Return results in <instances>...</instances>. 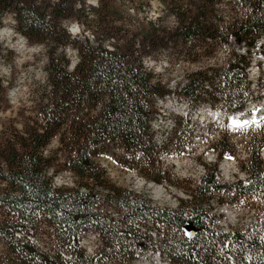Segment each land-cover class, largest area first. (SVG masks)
I'll return each instance as SVG.
<instances>
[{"label":"trees","instance_id":"trees-1","mask_svg":"<svg viewBox=\"0 0 264 264\" xmlns=\"http://www.w3.org/2000/svg\"><path fill=\"white\" fill-rule=\"evenodd\" d=\"M116 1L0 0V25L12 13L14 29L29 43L44 45L47 55V83L20 126L0 135V264H131L137 249L153 246L140 227L148 219L164 227L155 248L174 263L264 264V216L223 230L212 225L214 214L203 205L224 192L264 197V140L249 135L248 157L241 162L246 180H220L218 160L206 164L190 196L175 206L158 207L110 181L95 161L113 151L118 162L146 177L172 182L152 139L156 98L174 92L192 107L205 102L232 112L264 97V85L261 94H251L247 77L251 47L264 33V0H242L249 13L224 24L216 7L221 0H163L178 20L171 28L149 18L135 26ZM128 1L136 7L143 0ZM72 19L92 36H72L64 24ZM229 38L246 46L245 52L232 50L226 63L191 70L174 86L143 61L159 46L172 44L180 55L196 57L197 44ZM65 46L76 51L72 63ZM3 50L0 43V57ZM259 51L264 53V46ZM6 90L0 78V91ZM187 123L182 129L175 119L174 130H187ZM54 139L57 145L48 149ZM213 147L219 157L235 153L222 136ZM63 170L76 175V185L53 183ZM107 204L122 209L120 216L108 213ZM186 221L198 229L192 236L184 233ZM42 225L57 239L54 249L27 237ZM89 229L100 235L92 253L79 244V235ZM61 248L74 257H65Z\"/></svg>","mask_w":264,"mask_h":264},{"label":"rangeland","instance_id":"rangeland-1","mask_svg":"<svg viewBox=\"0 0 264 264\" xmlns=\"http://www.w3.org/2000/svg\"><path fill=\"white\" fill-rule=\"evenodd\" d=\"M85 2L95 5L97 0H85ZM116 3L123 9L122 15L130 17L135 26H138L144 18H149L155 25H166L168 28L178 23L177 17L168 10L163 0H143L136 7H133L135 5H131L128 0H117ZM216 7L223 19L221 24L233 20L236 16H246L249 13L242 0H221ZM13 24L12 13H7L0 25V29L5 28L0 33V43L4 48L3 55L0 57V78L7 88L5 94L0 91V135L14 126H20V122L25 119V115L41 93L42 85L47 83L45 46L41 43H29L23 34L14 29ZM64 24L74 37L92 36L88 30H83L76 19ZM259 39L260 42L251 47L252 55L247 66V77L251 82L249 91L253 96L261 94V85H264V53L259 51V47L264 46V33L259 36ZM107 46L111 47V43L108 42ZM243 47L246 49V46L233 42L230 38L227 42L214 44L208 41L205 45L203 43L195 46L194 50L199 52L196 57H186L180 55L178 48L171 44L165 48L159 46L153 50L151 55H146L143 61L164 81L174 86L183 80L187 72L207 65L224 64L231 57L232 50L242 51ZM64 50L72 63L77 57L75 49L65 46ZM4 106L5 108L2 109ZM263 108L264 97L249 99L243 113L253 115L255 118L251 121H238L233 118V113L231 115L233 119L229 118L228 109L221 105L213 107L204 102L192 107L188 100L181 99L174 92H170L163 97L156 98V111L150 120L153 122L152 139L156 145L162 169L168 171L174 181H156L146 177L137 168L118 162L113 151L96 156L95 161L105 169V174L110 181L151 199L158 207L175 206L180 198L190 196V189L198 182L206 164L218 160L220 180L230 182L238 178L246 180V172L241 167V162L248 157L249 135H255L257 141L264 140V115L256 119V115ZM222 111L225 112L224 116L218 114ZM178 118L182 122V129L183 124H186V119L188 120L187 130L184 131L181 128L174 130L175 119L178 120ZM221 136L233 146L234 154L226 152L222 157L217 156L213 144ZM56 145L57 141L54 139L47 148L52 149ZM263 148L264 144L260 152L264 158ZM115 153L118 151L115 150ZM53 183L55 185H76L77 177L71 170H63L54 175ZM2 184L0 181V185ZM157 187L160 192H157ZM219 196V201L209 200V204H203L214 214L211 222L215 228L230 230L232 224L236 228L243 227L250 222L252 214L246 212L245 208H248L246 204H240L243 207L242 210L238 205L221 203L235 201L236 197L232 193L224 192ZM105 209L108 213L115 210L119 213L123 211L109 204L105 206ZM238 212H241L240 217L237 216ZM154 224L164 229L161 224L157 222ZM28 234L27 237L39 247L54 249L58 244L47 225H42ZM79 238V244L86 253H92L100 242L98 235L93 231L83 232ZM152 243L156 246L157 242ZM155 249L154 251L150 248L138 249L136 261L139 259V263L175 264L171 259L168 261V256L163 253H160V257L155 256V252L158 251L157 248ZM61 251L67 258L74 257L66 252L65 248H61Z\"/></svg>","mask_w":264,"mask_h":264},{"label":"built area","instance_id":"built-area-1","mask_svg":"<svg viewBox=\"0 0 264 264\" xmlns=\"http://www.w3.org/2000/svg\"><path fill=\"white\" fill-rule=\"evenodd\" d=\"M262 35V34H261ZM260 42V39L259 41ZM257 42V44H258ZM246 49H242V51L240 52H245ZM152 120H150V127H152ZM152 129V128H151ZM205 171V168L202 170L201 173H203ZM210 200H216L218 201L216 198H211ZM262 201H264V197H257V196H245V195H240L235 201L233 202H229V201H226V202H221V203H232V204H235V205H238L239 208H242L243 210V207L240 206V204H246V206L248 208H245L246 212L248 214H252V216H250V222H247V225H252L257 219H260L264 216V204H262ZM261 204H260V203ZM110 209H114V208H110ZM109 213L115 217H118L120 216V214L122 213H119L118 210H115L113 212L109 211ZM240 213L241 212H238L237 216L240 217ZM234 224H232L230 226V230L234 229L235 227H233ZM141 229L145 230L146 234L148 235V237L153 241H158L161 236H163V230L160 229L159 227H157L154 222H152V220L148 219L146 221L145 224H141L140 225ZM88 231H92V229H89ZM168 261H169V258H168Z\"/></svg>","mask_w":264,"mask_h":264},{"label":"bare ground","instance_id":"bare-ground-1","mask_svg":"<svg viewBox=\"0 0 264 264\" xmlns=\"http://www.w3.org/2000/svg\"><path fill=\"white\" fill-rule=\"evenodd\" d=\"M74 26V25H73ZM5 30V28L3 29H0V33L3 32ZM237 113V112H235ZM219 115L223 116V111L222 113L221 112H218ZM232 115V114H231ZM264 115V108L262 109V111H260L257 115H256V119L259 118L260 116H263ZM234 119H238V121H241V120H246V121H251L253 118H255L253 115H246L243 113V111H241L239 114H233L232 115ZM232 118V117H231ZM232 118V119H233ZM233 121V120H232ZM263 156H264V148H263ZM157 192H160L159 191V188L157 187ZM229 230V229H228ZM91 232V231H90ZM138 255V253H137ZM155 256L157 257H160V253L159 251L155 252ZM135 261V260H134ZM134 264H153V263H139V260L134 262ZM155 264H158V263H155Z\"/></svg>","mask_w":264,"mask_h":264},{"label":"water","instance_id":"water-1","mask_svg":"<svg viewBox=\"0 0 264 264\" xmlns=\"http://www.w3.org/2000/svg\"><path fill=\"white\" fill-rule=\"evenodd\" d=\"M182 228L187 236H192L198 231V229L191 223V221H186L183 224Z\"/></svg>","mask_w":264,"mask_h":264}]
</instances>
